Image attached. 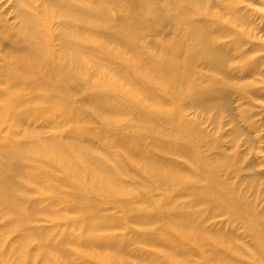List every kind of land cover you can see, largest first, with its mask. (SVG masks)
Instances as JSON below:
<instances>
[{"label": "bare ground", "instance_id": "bare-ground-1", "mask_svg": "<svg viewBox=\"0 0 264 264\" xmlns=\"http://www.w3.org/2000/svg\"><path fill=\"white\" fill-rule=\"evenodd\" d=\"M38 1L14 0V27L0 14V264H139L125 258L131 223L159 248L146 264H235L229 242L186 210L230 203L232 188L218 183L220 141L187 111H226L235 88L264 97V30L251 21L264 11L249 5L260 0ZM55 24L53 38L43 29Z\"/></svg>", "mask_w": 264, "mask_h": 264}, {"label": "rangeland", "instance_id": "rangeland-1", "mask_svg": "<svg viewBox=\"0 0 264 264\" xmlns=\"http://www.w3.org/2000/svg\"><path fill=\"white\" fill-rule=\"evenodd\" d=\"M27 2L31 6H38L39 1L24 0L23 4L26 5ZM13 4L14 0H0V14L14 27L16 20L13 18L14 12L11 9ZM249 5H251V9L257 12H260L258 10L264 11V8L261 6L262 0L259 1V4L254 3ZM42 18L46 22L55 20V16L51 13L44 14ZM251 21L255 28L264 30L262 18L255 17ZM43 31H48L53 38L59 32L56 24L50 25L47 29H43ZM257 36L264 39V32L257 33ZM53 38L49 41V44L56 51L59 49L58 42H55ZM256 56L258 59L263 58L264 49L256 54ZM257 73H261L264 76V62L261 63ZM254 79L257 82L264 81V77L260 76H255ZM258 88H264V84H258ZM232 94V99L235 103L226 111L211 110L207 115L201 114L199 111H187L188 119L195 121L194 123L198 125L199 129L206 132L208 137L213 136L209 140V144L214 143L215 139H218L221 144V150L228 155V161L226 160L223 164V172L218 179V183L221 180V182L228 181L232 185L229 192H226L231 197L230 203L218 200L217 202H220V204H216L214 201H211L214 199L213 197H208L202 203H192L193 206L187 204L186 210L193 217L204 222V229L202 230L204 235L229 242L230 249L234 251L229 257V262H235V264H264V107H262L264 97L257 99L253 96L251 98V93L248 95L239 94L236 88ZM244 98L245 104L241 105L240 101ZM183 109L185 108L182 107ZM233 115L235 119H233ZM250 116L251 118L249 119ZM43 122L44 120L41 117L37 124L42 126L41 123ZM235 123L237 124L235 125ZM50 135L51 133L48 132L47 137H50ZM100 147L102 148V146ZM118 150L121 151L120 149ZM178 161L185 163L183 159H178ZM177 176L183 179L187 178L190 181H195L197 178L199 180L203 179L201 174L193 173H181ZM182 198L183 200H189V194H184ZM239 198H243L247 202L246 204L250 205L251 212L245 210V202L241 204ZM102 214V218L105 217L109 221H117L119 223L120 226L112 228V234L116 236L124 234L123 225L121 224L122 215L119 208L107 207ZM128 226L132 230V235L129 239V249L131 252H127L125 258L131 263L146 264L152 258V256L148 255L152 254L151 252H158V246H153L157 243L153 244L147 240L139 241L135 238L139 226L135 223H131ZM97 233L102 237L110 234L106 232L101 233L100 231ZM8 243H6V246H9ZM140 248L141 252L148 253L138 255L135 250ZM62 254L61 256L63 257L64 255L67 262L70 259L78 263L80 261H78L79 256L74 254V252ZM5 256L9 257L8 255ZM208 256L209 254L205 253V257ZM57 258L58 255L55 257L57 264H66L63 258ZM8 260L12 262V258ZM208 260L214 262V254H210ZM193 261H191V264H202L196 255Z\"/></svg>", "mask_w": 264, "mask_h": 264}]
</instances>
